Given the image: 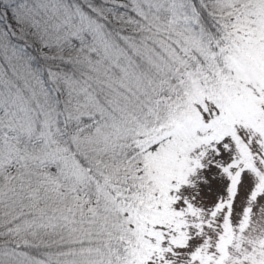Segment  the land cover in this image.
Here are the masks:
<instances>
[{"label": "snow or ice", "instance_id": "snow-or-ice-1", "mask_svg": "<svg viewBox=\"0 0 264 264\" xmlns=\"http://www.w3.org/2000/svg\"><path fill=\"white\" fill-rule=\"evenodd\" d=\"M0 264H264V0H0Z\"/></svg>", "mask_w": 264, "mask_h": 264}]
</instances>
